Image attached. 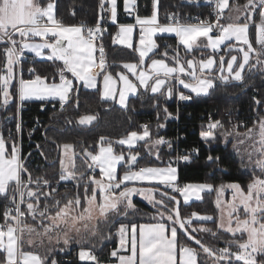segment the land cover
Returning a JSON list of instances; mask_svg holds the SVG:
<instances>
[{"label":"snow or ice","instance_id":"6c2138e0","mask_svg":"<svg viewBox=\"0 0 264 264\" xmlns=\"http://www.w3.org/2000/svg\"><path fill=\"white\" fill-rule=\"evenodd\" d=\"M206 2L211 11L205 18L189 15L182 20L179 13H168L162 20L159 0H152L150 15L139 13L137 0H122L125 15L133 17L134 23H119L118 0H98V18L89 25L58 18V0H0V110L6 113L4 121H15V135L11 129L7 135L0 129V264H60L55 258L57 248L64 252L73 244L79 246V261L102 264L93 251L94 242L102 244L110 239V228L116 223L119 245L110 255L117 264H264V115H258L250 127L245 126L244 132L236 124L226 128L221 120H210L200 133L201 140L209 145L220 138L228 143L232 138L241 167L250 172L245 186L239 182L181 186L172 164L189 162L188 153L170 159L166 167H137L143 159L134 151L137 142H145L146 155H155L157 160L161 145L174 149L171 140L162 136L152 139L147 123L140 126L142 131H128L115 142L100 136L98 149L90 150L89 146L80 153L73 143L52 139L59 149V168L51 178L47 173L33 175L27 167L32 153L27 157L23 154L19 119L23 102L58 99L62 110L73 101L78 107L80 88L74 81L86 89H96L105 100L118 97L124 108L130 96L143 103L148 95L153 97L152 106L159 107L160 98L177 96L180 101H190L193 94L208 95L220 81L243 83L246 72L264 75V0H245L231 6L229 0ZM225 9L236 15L222 23ZM109 20L118 25L113 44L131 50L134 61L109 64L102 43L106 31L102 25ZM165 34L174 35L176 43L169 44ZM26 51L49 61H62V66L53 77L30 68L32 78L25 79L21 63ZM196 52L201 55L197 57ZM110 67H121V71L114 73ZM101 78L102 91L98 87ZM17 99L20 104L15 112L8 113ZM253 100L255 105L264 106V100ZM162 111L165 121L173 117L166 106ZM94 119L81 115L78 123L87 125ZM162 127L157 124V128ZM114 143L126 145L128 154L117 152ZM36 150L44 157L39 144ZM192 151L198 153L199 149ZM78 156L83 158V168L76 165ZM206 160L218 163L220 158L209 154ZM61 182L66 185L63 192ZM144 182L150 186H142ZM225 189L231 190L227 201L223 199ZM205 191L216 192L219 222L215 229H190L192 217L213 221V216L192 212L183 218L180 201L172 193L188 203L192 197L201 200ZM134 196L152 205L155 222L131 224L130 229L119 222L118 217L139 211ZM197 232L211 235L217 243L222 233L230 237L223 240V247H217L203 243L194 234ZM61 242L64 247H59ZM37 248L43 253L30 250Z\"/></svg>","mask_w":264,"mask_h":264},{"label":"trees","instance_id":"16d2710c","mask_svg":"<svg viewBox=\"0 0 264 264\" xmlns=\"http://www.w3.org/2000/svg\"><path fill=\"white\" fill-rule=\"evenodd\" d=\"M204 0H159V11L165 15L169 11L179 14L186 13H207ZM245 3V0H236L234 3ZM233 4V3H231ZM152 0H139V13L141 15H150L152 10ZM118 9L120 21H128L123 16V3L118 0ZM58 18H61L65 23H81L86 22L93 25L98 18V0H58ZM75 12V15L72 13ZM111 31L114 27H110ZM169 44H175V38L165 36ZM113 37L108 34L103 39V44L106 51V57L109 64L122 65V62L134 61L136 56L131 50L120 45L113 44ZM209 54V51L206 53ZM200 56L199 52L194 53ZM2 59V58H0ZM33 59V61H30ZM62 66V61H49L47 59L38 60L27 55L23 58L21 67L22 75L27 78V73L30 68H35L37 73L53 77L57 73L58 67ZM121 67H110L109 71L117 72ZM30 77L32 74L30 73ZM69 78H71V75ZM58 82V76L56 78ZM80 88L78 107L73 103H68L65 109H61L59 101H27L22 105L19 114V119L22 121V146L25 157L28 153H32L27 159V167L33 175H41L47 173L51 178L58 171V156L59 149L57 143H73L75 151L80 153L83 148L90 147L98 149V141L100 136L110 138L113 142L125 136L128 131H142L141 125L149 124L152 136H162L173 141L174 149H169L166 145L160 147V159L157 160L155 155H146L148 152L145 147V142H138L134 147V151H139L143 159L139 160L140 166L146 165H166V160L179 154H190V161H180L178 164V182L180 185L187 183H212L220 185L229 182H239L245 186L250 180V172L241 167V162L238 155L231 150L230 142L225 143L222 138L212 144L204 143L200 138V133L203 130L201 122L208 119L210 114H217L226 109L240 108L247 110L250 106H255L253 97L258 100H264V75L245 73L243 83L229 81H220L217 86L210 90V93L205 96H194L190 102L178 103L176 96L171 99H159V107H153V97L148 95L144 102L141 103L138 98H129L128 107L124 108L115 101L104 100L101 93L95 90L85 89L78 81H74ZM143 95V93H141ZM19 105L18 99L9 106L8 113L15 112ZM43 106V107H42ZM167 107L173 113V117L165 121L162 109ZM159 113V118H158ZM6 113L0 110V129H3L5 135L7 130L11 129L15 135V121H4L3 117ZM81 115H92L96 119L87 125L78 123ZM178 116V121L176 117ZM38 118V119H37ZM66 120H71L73 123L68 124ZM157 124H163L164 127L157 128ZM33 129L35 131L33 132ZM240 131L245 128L239 129ZM46 133V134H45ZM180 134L184 138L176 137ZM51 138V139H50ZM36 144H39L44 152V157L36 150ZM114 148L117 152L123 151L128 154L126 146H120L114 143ZM193 149H199L196 153ZM211 154L214 157H219L218 163L208 162L206 157ZM55 162V163H53ZM78 168L84 167V161L81 156L76 159ZM123 169L119 168L121 174ZM65 182H61L60 191L65 189ZM142 186H150L143 184ZM67 187L71 188L72 184L68 183ZM162 188V186H161ZM163 190V189H162ZM171 191V190H168ZM176 195L180 201L178 207L183 218L190 217L189 213L197 211L214 216V220L205 223L209 228H216L217 223V208L214 203V192H205L202 200H195L189 204H185L179 194ZM133 202L139 211L129 212L127 217L120 216V223L132 224L139 222H153L152 205L139 197H135ZM0 207V212H2ZM2 222V218H0ZM119 223H116L110 228L112 233L111 238L102 242L95 243L93 251L98 255L102 262H112L115 260L112 257L111 251L116 249L118 234L117 228ZM197 238H201L205 244H213L217 247H223V240L230 237V234L222 233V239L217 243L216 239L206 233H194ZM183 239V238H182ZM194 245V242H193ZM79 246L72 248L69 252L55 253V258L60 261V264H65L67 260L64 258H72L73 251ZM37 251L43 253L40 249Z\"/></svg>","mask_w":264,"mask_h":264},{"label":"built area","instance_id":"2783aa9c","mask_svg":"<svg viewBox=\"0 0 264 264\" xmlns=\"http://www.w3.org/2000/svg\"><path fill=\"white\" fill-rule=\"evenodd\" d=\"M233 1H236V0H229V4H231V2H233ZM137 3H139V0H137ZM203 3L205 4V7L207 9V13L202 14V13H199L198 12V13H193V14L192 13L179 14L180 15V18L183 20V19H185L189 15L190 16H197V15H199L201 18H205L208 15V13L211 11V7L207 4L206 0H204ZM227 10L228 9H225V12ZM225 12H224V17H225ZM168 13H176V12L169 11ZM166 15H165V17H166ZM222 23H225L224 19L222 20ZM102 26H103L104 29H106V31H104V33H103V39L108 34L115 35V32L116 31H111V29H110V20L107 23L103 24ZM103 39H102V43H103ZM30 61H33V59H30ZM186 94H188V92H186ZM190 101H180L178 99L177 102L178 103H186V102H190ZM259 109H260V107L257 106V105H255L253 107L250 106L249 108H247V110L246 109L243 110V112H242V110L240 108L222 110V111L218 112L215 115L214 114H210L209 117H208V119L205 120V121H203V122H201L200 125L203 128V130H206L207 123L210 120L211 121L221 120L224 123V125H225L226 128H229L231 124L238 125V129L245 128V126L250 127L252 125L253 121L258 117V115H259ZM176 120L178 121V116L176 117ZM179 138H184V135L183 134L178 135L176 137V140L178 141ZM165 139L170 140L169 138H165ZM177 155H179V154H177ZM177 155L173 156L170 159H173ZM170 159L166 160V164H168V162H169ZM179 162L178 163H173V164H177L178 165ZM137 167H140V165H138ZM65 259L68 260V258H65Z\"/></svg>","mask_w":264,"mask_h":264},{"label":"rangeland","instance_id":"374dc122","mask_svg":"<svg viewBox=\"0 0 264 264\" xmlns=\"http://www.w3.org/2000/svg\"><path fill=\"white\" fill-rule=\"evenodd\" d=\"M235 1H233V2H231V3H234ZM230 6L232 5V4H229ZM235 15H236V13H234V12H231V11H229L228 12V15L226 16V17H228V16H232L233 17V20H234V18H235ZM227 22H229L228 20L225 22V23H227ZM37 40H39V38H37ZM46 52H47V50H45ZM209 52L211 51V50H208ZM27 52V51H26ZM28 53H30V54H33V55H35L34 53H31V52H28ZM220 54H223V51H221V53ZM233 54H235V53H233ZM204 56L206 57L207 56V54H206V52H205V54H204ZM27 57V54L25 53V56H24V58H26ZM197 57H199V56H197ZM38 58H44V57H38ZM218 58V57H217ZM227 58H229V57H227L226 56V59ZM23 69V68H22ZM119 71H121V69H119L117 72H119ZM23 73V72H22ZM27 78H29L31 75H30V72L28 71V73H27ZM24 78H26L25 76H23ZM183 91H187L188 92V90H184L183 88H182V86H179ZM102 91V90H101ZM194 95V94H193ZM195 96V95H194ZM202 96H205V95H202ZM117 104H119L118 103V97H117ZM260 107V109H259V115H264V107L263 106H259ZM240 131V130H239ZM245 130H243V131H240V132H244ZM152 139H155L153 136H152ZM141 142H143V141H141ZM229 144H230V148H231V150L232 151H234L233 150V147H232V144H233V141H232V138L230 137L229 138ZM138 143V142H137ZM137 145V144H136ZM135 145V146H136ZM134 146V147H135ZM161 147V146H160ZM148 149V148H147ZM235 152V151H234ZM239 157V156H238ZM239 159H240V157H239ZM168 164H166V165H146V166H158V167H166ZM172 166L173 167H176V168H178L177 167V165H175V164H172ZM245 169V168H244ZM178 170V169H177ZM123 172V171H122ZM121 175H122V173H121ZM144 184H147V182H144ZM148 185V184H147ZM217 186H219V185H217ZM205 192H208V191H205ZM205 192H203L202 193V198H203V194L205 193ZM212 192V191H211ZM214 192V203H215V200H216V192L215 191H213ZM176 194V193H175ZM135 197H139V198H141V199H143L144 201H146L147 203H149L147 200H145L143 197H140V196H134L133 197V199L135 198ZM223 199L225 200V201H227V200H230L231 199V190L230 189H225V193H224V196H223ZM183 200V199H182ZM202 200V199H201ZM192 201H195V200H192ZM192 201H190V202H188V203H185L184 201V203L185 204H189V203H191ZM150 204V203H149ZM215 206H216V204H215ZM217 208V207H216ZM193 212H197V211H193ZM191 213L192 212H190L189 213V215L191 216ZM197 213H199V212H197ZM200 215H208V214H204V213H199ZM189 218V217H188ZM187 219V218H186ZM192 219H193V223H192V225H190L189 227H190V229H192V228H200V227H208V226H206L205 225V223H207V222H211V221H199V220H197L195 217H192ZM213 220H214V216H213ZM219 222V212H218V210H217V223ZM209 228V227H208ZM198 233V232H197ZM201 233H203V232H201ZM59 247H64L63 246V244H62V242H61V244L59 245ZM74 247H77V245H75V244H73L70 248H74ZM70 248H68V249H66L64 252H67V251H69L70 250ZM38 249V248H37ZM41 251H44L43 249H40ZM56 252H60L59 251V248H57V251ZM64 252H62V253H64ZM64 260H66L65 258H64Z\"/></svg>","mask_w":264,"mask_h":264},{"label":"crops","instance_id":"0c3cea01","mask_svg":"<svg viewBox=\"0 0 264 264\" xmlns=\"http://www.w3.org/2000/svg\"><path fill=\"white\" fill-rule=\"evenodd\" d=\"M138 11H139V6H138ZM230 10L228 9L226 12H225V19H224V21L226 22L227 21V15H228V12H229ZM159 15H160V17H161V19L163 20L164 19V15H162L161 13H160V11H159ZM123 16H124V18H126L128 21H124V22H122V21H120V14H119V9H118V22L119 23H134V18L133 17H128V16H126L125 15V13H124V11H123ZM114 27V29L112 30V31H118V25H113L112 24V22L110 21V27ZM112 37H114V35L112 34L111 35ZM165 36H169L168 34H165ZM169 37H174V35L173 36H169ZM207 53V52H206ZM26 54L27 55H31L32 56V58H34V59H38V60H44V59H46V58H38V57H36L35 55H33V54H30V53H28V52H26ZM205 54V53H204ZM32 77H29V78H25V79H31ZM71 79V78H70ZM59 82V81H58ZM79 84H81V83H79ZM82 85V84H81ZM83 86V85H82ZM98 87H100V89L102 90V78L100 79V82H99V84H98ZM86 89V88H85ZM89 90H95V89H89ZM180 90H182L181 88H180ZM187 91H185V93H186ZM131 97V96H130ZM129 97V98H130ZM176 99H177V101H178V97L176 96ZM105 100V99H104ZM110 101H115L116 103H117V100H111V99H109ZM27 101H41V100H38V99H31V100H27ZM27 101H24V102H27ZM44 101H59L58 99H51V100H44ZM23 102V103H24ZM18 103L20 104V102H19V100H18ZM95 120V119H94ZM93 120V121H94ZM126 146V145H125ZM127 147V146H126ZM175 165H177V164H175ZM177 167H178V165H177ZM119 166H118V173H119ZM178 169V168H177ZM192 184H201V183H192ZM182 186V185H181ZM170 190V189H169ZM209 192V191H208ZM201 196H202V193H201ZM182 197V196H181ZM182 199H183V197H182ZM192 200H197L195 197H192L191 198V200L190 201H192ZM1 222V221H0ZM153 222H155V221H153ZM143 223H151V222H139V223H132V224H137V225H139V224H143ZM126 225H129V229H130V226H131V224H126ZM118 245H119V235H118V241H117V247L116 248H118ZM72 248H70V250H71ZM30 250H34V251H37V249H30ZM69 250V251H70ZM79 248L78 249H76V250H74L73 251V257L72 258H69L68 260H67V262H68V264H85V262H81V261H79V259H78V252H79ZM69 251H67V252H69ZM59 253H62V252H59ZM65 253V252H64ZM96 254V253H95ZM122 254H130L129 252H124V253H122ZM97 255V254H96ZM98 256V255H97ZM115 258V257H114ZM102 264H117V260H116V258H115V260L114 261H112V262H102Z\"/></svg>","mask_w":264,"mask_h":264},{"label":"water","instance_id":"95a60500","mask_svg":"<svg viewBox=\"0 0 264 264\" xmlns=\"http://www.w3.org/2000/svg\"><path fill=\"white\" fill-rule=\"evenodd\" d=\"M80 83V82H79Z\"/></svg>","mask_w":264,"mask_h":264}]
</instances>
